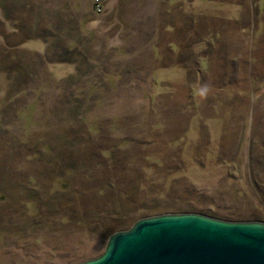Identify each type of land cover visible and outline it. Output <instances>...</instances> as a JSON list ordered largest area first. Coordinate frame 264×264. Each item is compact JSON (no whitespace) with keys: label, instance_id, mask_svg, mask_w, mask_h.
I'll return each mask as SVG.
<instances>
[{"label":"rangeland","instance_id":"374dc122","mask_svg":"<svg viewBox=\"0 0 264 264\" xmlns=\"http://www.w3.org/2000/svg\"><path fill=\"white\" fill-rule=\"evenodd\" d=\"M107 1L0 0V264L94 258L149 210L264 222V0ZM49 36L72 73L20 46Z\"/></svg>","mask_w":264,"mask_h":264},{"label":"water","instance_id":"95a60500","mask_svg":"<svg viewBox=\"0 0 264 264\" xmlns=\"http://www.w3.org/2000/svg\"><path fill=\"white\" fill-rule=\"evenodd\" d=\"M79 264H264V222L162 214L111 234L103 252Z\"/></svg>","mask_w":264,"mask_h":264},{"label":"trees","instance_id":"16d2710c","mask_svg":"<svg viewBox=\"0 0 264 264\" xmlns=\"http://www.w3.org/2000/svg\"><path fill=\"white\" fill-rule=\"evenodd\" d=\"M208 28V27H207ZM14 32V31H13ZM215 35V33H212V32H210V36H214ZM217 36H219V33H216V36L215 37H211V39H209V40H207V39H202L201 41H200V43H198V46H201V48H204L203 46H204V44H208V45H211V46H216V40H217ZM36 38H39V37H36ZM50 38H53V37H48V39H43L42 41L43 42H45L46 44L48 43V42H51V40L52 39H50ZM19 44H21V43H19ZM19 44H17L16 45V47L17 46H19ZM58 44V43H57ZM190 51H192L191 49H190ZM48 55L49 54H47L46 52L45 53H43V54H34V56H36V57H38L39 59H40V61L43 63V66H46V65H48V64H52V63H58V64H60V63H63V64H74V65H76L77 64V59H76V57L78 56V54H77V52L75 51V50H69L68 48H66V47H64V45L62 46V48H61V45H57V48H56V50H55V53H53V54H51V56H55V58H52L53 60H51L50 58L49 59H47L48 58ZM196 72H198V70H196ZM71 77H73V76H71ZM10 80V79H9ZM9 88H10V85H9ZM24 145V144H23ZM65 147V146H64ZM50 150V149H49ZM98 152L99 153H105V152H108L106 149H102V150H98ZM97 151L95 152V154H94V157H95V165H96V167H99V166H104V165H106V162L103 160V158H101L102 156L98 153ZM30 156H33V157H36L37 156V152L36 151H33V153H30V154H28V153H26V156H25V158H28V157H30ZM58 157H60V154L58 155ZM58 157H57V159L55 160V162H56V164H58L59 163V165H60V163L61 164H63V166L65 165V163L67 164V162H69L70 161V157L68 158V157H63L62 159L60 158V159H58ZM84 158V157H83ZM102 160V161H101ZM105 163V164H104ZM67 167V166H66ZM62 169V168H61ZM63 169H65L66 171H69V170H71V171H76V169H78L76 166L75 167H72V168H63ZM51 173V172H50ZM94 184L92 185V186H90V187H88L89 188V190H93V192L91 193L92 195H100V194H102L103 193V191L105 190V189H115L116 188V183H114L113 181H111V179H110V181H108L107 180V182L106 183H104V189L102 188V187H96L97 185H96V182L94 181L93 182ZM140 187V186H139ZM86 191H87V189H85V193H86ZM113 196V195H112ZM82 199V198H81ZM29 202H33V203H36V201L35 200H32V201H29ZM70 202V204H71V202H72V200L71 201H69ZM98 205V204H97ZM78 206H80V209L83 207L84 208V210L83 209H81V210H79L80 212H83V213H85V214H92V212H94V211H96V209H97V207H99V206H96V208L92 211V209L93 208H89L88 206L86 207L85 206V204L81 201H79V204H78ZM69 213H71V210H69ZM141 213H143V215H140V216H137V218L132 222V225L137 221V220H139L140 218H145V217H151V216H155V215H159V214H161L162 212H160V211H158V210H149V211H146V212H141ZM139 215V214H138ZM63 218V217H62ZM109 229V228H108ZM129 229V228H128ZM118 230H123V229H121V228H115V229H113L111 232H113V231H118ZM113 234V233H112ZM111 235V234H110ZM96 257H98V256H96ZM96 257H94V258H96ZM89 259H93V258H90V257H88L87 256V258H81V259H78V260H74L73 262H70L69 264H79V263H82V262H84V261H86V260H89Z\"/></svg>","mask_w":264,"mask_h":264},{"label":"crops","instance_id":"0c3cea01","mask_svg":"<svg viewBox=\"0 0 264 264\" xmlns=\"http://www.w3.org/2000/svg\"><path fill=\"white\" fill-rule=\"evenodd\" d=\"M118 5V3H116V1H114L113 2V4H110L108 1L107 2H105V4L103 5L104 7V9L106 10V8H108V9H111L112 7H114V6H117ZM105 15L103 16V18H101V19H97V20H92L91 21V23L92 24H101V23H106V22H108V18H106L105 16H107L106 15V13H104ZM111 26H113V25H107L105 28H104V35H106L107 37H110L111 38V42H113L112 44L114 45H116V46H121V45H123V43H124V41H125V32L126 31H124V30H116V32H115V34H111ZM113 28H114V26H113ZM218 39V38H217ZM106 43H108V42H106ZM21 46V48H25L27 51H29V52H33V53H35V54H43L44 53V51H45V49H46V47H47V44L45 43V42H39L38 44H36V46H35V48H31V43H30V46H28V44H21L20 45ZM26 46H28V47H26ZM204 46L206 47V46H208L209 47V45L208 44H204ZM203 46V47H204ZM210 47H211V49L213 50V51H216L217 50V46H211L210 45ZM202 49H207V48H202ZM204 60H205V58H204ZM204 62V61H203ZM50 64H48V66H49ZM55 68H58V67H63V66H65V68H64V72L65 73H72L75 69H76V66L74 65V64H63V63H60V64H55V65H53ZM201 67H202V69H206V68H204L203 67V65H201ZM54 68V69H55Z\"/></svg>","mask_w":264,"mask_h":264},{"label":"built area","instance_id":"2783aa9c","mask_svg":"<svg viewBox=\"0 0 264 264\" xmlns=\"http://www.w3.org/2000/svg\"><path fill=\"white\" fill-rule=\"evenodd\" d=\"M93 7L96 13H102L103 5L101 4L100 0H94Z\"/></svg>","mask_w":264,"mask_h":264},{"label":"flooded vegetation","instance_id":"af4514ba","mask_svg":"<svg viewBox=\"0 0 264 264\" xmlns=\"http://www.w3.org/2000/svg\"><path fill=\"white\" fill-rule=\"evenodd\" d=\"M1 19V18H0Z\"/></svg>","mask_w":264,"mask_h":264}]
</instances>
